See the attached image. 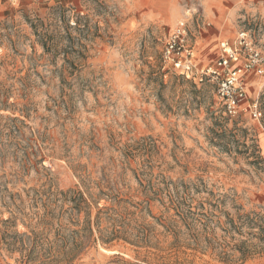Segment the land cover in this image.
Returning <instances> with one entry per match:
<instances>
[{
    "label": "rangeland",
    "instance_id": "374dc122",
    "mask_svg": "<svg viewBox=\"0 0 264 264\" xmlns=\"http://www.w3.org/2000/svg\"><path fill=\"white\" fill-rule=\"evenodd\" d=\"M218 18L264 50V0H0V264H264V77L162 60Z\"/></svg>",
    "mask_w": 264,
    "mask_h": 264
},
{
    "label": "built area",
    "instance_id": "2783aa9c",
    "mask_svg": "<svg viewBox=\"0 0 264 264\" xmlns=\"http://www.w3.org/2000/svg\"><path fill=\"white\" fill-rule=\"evenodd\" d=\"M192 15L191 12L187 13L189 17ZM187 23L186 20L179 22L169 34L162 55L163 62L188 79L215 84L217 97L229 117L245 112L259 120L261 113L258 106L247 102L246 79L250 74L264 77V50L254 45L250 32L242 31L237 47L222 41L218 59L212 64L203 65L189 44Z\"/></svg>",
    "mask_w": 264,
    "mask_h": 264
},
{
    "label": "crops",
    "instance_id": "0c3cea01",
    "mask_svg": "<svg viewBox=\"0 0 264 264\" xmlns=\"http://www.w3.org/2000/svg\"><path fill=\"white\" fill-rule=\"evenodd\" d=\"M236 16L235 12L230 11L228 12L227 18L225 17V27L229 24L231 19ZM221 19L218 18L214 21L215 27L214 29H203L199 32V36L197 38L196 44H195V51L196 56L198 58V61L203 65H209L215 62L218 59V55H213V50H218V46L216 45L219 37H221V33L218 34V29L222 23ZM210 26V25H208ZM225 37V36H224Z\"/></svg>",
    "mask_w": 264,
    "mask_h": 264
},
{
    "label": "trees",
    "instance_id": "16d2710c",
    "mask_svg": "<svg viewBox=\"0 0 264 264\" xmlns=\"http://www.w3.org/2000/svg\"><path fill=\"white\" fill-rule=\"evenodd\" d=\"M83 201H84V203H86L85 200H83ZM87 222H89V221H87ZM237 250L241 253L242 256H245V252H244L245 250H244V248L242 246H239V248H237Z\"/></svg>",
    "mask_w": 264,
    "mask_h": 264
}]
</instances>
